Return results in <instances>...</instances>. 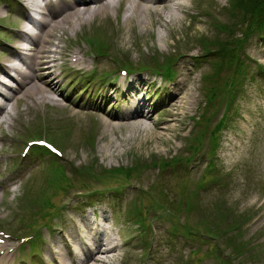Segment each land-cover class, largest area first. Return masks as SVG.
<instances>
[{
    "label": "rangeland",
    "instance_id": "rangeland-1",
    "mask_svg": "<svg viewBox=\"0 0 264 264\" xmlns=\"http://www.w3.org/2000/svg\"><path fill=\"white\" fill-rule=\"evenodd\" d=\"M230 1L184 0L187 13L171 7L166 10L164 7L168 13L181 17L180 21H168V13L164 11V18H160V21L156 20V14L144 15L143 21L133 16L128 18L129 12L124 10L125 2H121L116 10L97 14L77 24L73 30L57 31L51 37L49 47H56L64 55L55 61V73L60 77L54 93L52 91L55 100H45L28 109L25 99L14 105L17 111L13 112L14 121L9 125L3 122L0 127V135L4 136L0 140L1 158H12L14 161L16 152L26 139L41 135L40 138L48 137L61 148V158L68 166L66 173L69 177L70 163L90 167L94 164L95 169H92L95 171L102 167L127 169L135 162L140 168L137 171L128 170L125 175L129 177L122 175L116 180L113 177L98 179L91 174L75 173V185L72 188L66 192H55L53 188H48L51 180L46 177L49 156L46 158L43 154H28L22 159L18 155L21 160L33 162L38 158L44 164L34 169L19 185L16 184L13 188L11 186L8 193L2 194L0 190V229L19 235L38 228L41 239H47L50 243L47 246L44 244L45 247L56 250L62 247L66 249L60 240L61 233H66L72 247L76 242L72 239L76 236L74 223L83 231L81 220H84V214L79 213L85 211L79 202L82 198L77 195L76 190H104L112 187L118 188L121 193L106 191L105 194L95 195L96 201L91 203L96 209L104 210L108 214L106 217L109 224L110 220H114V228L119 231L118 248L112 258H109V264H215L218 261L217 253L220 258L233 260L235 254L234 248H230L231 243L228 245L227 242L225 246L222 243L223 248L217 252L213 250L215 245L220 246L217 238H212L207 243L198 238H190L185 231L181 233V228L174 233L170 232L172 223L179 227L189 219L191 225L197 226L206 218L210 220L209 216L216 217L226 230L240 222L241 226L236 231H226L225 236L228 239L234 237L236 242L244 244L250 250L264 253V39L254 35L245 42V55L247 54L249 64L245 69L247 73L241 89L228 108L227 122L219 133L220 144L215 149L210 147L209 132L223 116L224 99L218 95L213 104L208 103L202 78L204 74L211 72L210 63L203 58H192L202 50L200 40L214 37V22H236V18L229 14ZM16 7V0H0V60L6 56L4 51L8 46L16 41V30L14 36L10 33L17 25L15 17H19V14L13 13ZM93 36L109 46L106 49L109 50L107 55L95 60L92 52L99 48L90 42L93 41ZM78 50L84 53L85 63L82 66L70 63L75 58L73 52ZM118 54H126V58L134 65L141 60L151 67L146 70L157 69L156 71L161 69L158 67L160 64L166 63V58H172L171 70L175 77L167 82L157 75L152 76V79H155L156 84L162 83L168 87L179 78L181 86L187 92L188 98L185 100L188 99L191 107L186 108L185 105L178 116L173 118L172 113L178 110L167 107L170 98H165L163 90L145 88L138 95L147 92V97H153V116L106 128L110 120L107 111L116 102H126V95L123 88L117 94L112 93L113 102L100 112L95 107L101 99L97 98L93 87L97 89L114 85V82L119 83L120 79L134 78L126 77L120 70H116L115 60H120ZM181 59L186 62L181 63ZM226 68L224 66L219 71L221 76L225 75ZM189 70L191 73L188 75ZM101 72H107L104 77H100L101 81L106 82L104 86L95 80L87 82L88 75H99ZM78 75L79 80H75ZM137 76L145 77V74L139 73L135 77ZM88 83L89 87L83 85ZM85 92L88 93L86 98ZM101 97L103 98L102 95ZM158 99L165 100V103H158L157 106ZM56 101L65 103L64 107L57 106L54 103ZM105 101L103 99L104 103ZM73 109L79 111L72 113ZM206 118L209 119L204 126ZM138 122L146 124L150 132L137 134ZM197 131L200 135L203 134L199 151L191 154L185 147ZM159 132L161 135L158 136ZM90 135L93 136L91 144L87 142ZM7 138L9 142H5ZM188 155L191 156L189 162L179 164V174H173L166 168L161 171L149 168L150 161L170 162L174 157ZM209 160L212 161L210 170L206 164ZM142 163L147 166L144 167ZM126 178L129 179L125 180ZM197 183L201 186L199 189L196 188ZM159 189L163 190V194L158 193ZM46 190L50 191L47 192L50 194V201L59 206L58 216L52 220H48L49 215L37 217L34 213L39 203L43 205L45 198L40 197L36 204L33 203V198ZM190 192H193V200H197L199 208L188 213L185 196ZM152 201L155 202V207L151 206ZM164 203L171 204L174 214L163 209ZM42 208L44 215H47V206ZM141 210L148 223L145 231L135 223L134 215L129 212ZM219 212L225 213L226 218H221ZM169 215L171 216L168 217ZM174 217L176 218L172 222ZM46 221L56 227V232H51L43 225ZM243 222L245 223L242 224ZM194 231L193 229L191 232ZM22 246L18 247L15 237L10 238L8 243L2 245L0 264H59L58 258L53 261L54 257L49 250L46 249L45 252V247L39 246V254H32L27 252V246ZM29 260L33 261L30 263ZM66 264H69L67 259ZM230 264H264V256L251 258L245 252Z\"/></svg>",
    "mask_w": 264,
    "mask_h": 264
},
{
    "label": "bare ground",
    "instance_id": "bare-ground-1",
    "mask_svg": "<svg viewBox=\"0 0 264 264\" xmlns=\"http://www.w3.org/2000/svg\"><path fill=\"white\" fill-rule=\"evenodd\" d=\"M43 1V0H42ZM43 5L39 4V0H16L15 13L19 14V17H15V21L18 25L16 28L15 43L8 46L6 49V56L0 60V126L2 122L11 124L15 119L13 112L16 111L14 106L19 101H24L26 109L30 106L38 105L45 102V100H52V91H55L57 84V74L55 73V61L59 57L64 55L60 50L50 48L52 43L51 37L55 33L62 29L73 30L77 24H81L85 20H89L100 13H107L111 10H116L118 4L125 2L124 10L129 12L128 18L136 17L143 21L144 15L156 14V20H163V12H167L169 7L178 9L184 13H187V7L184 0H44ZM26 3H30L36 6L38 11L37 20H33L29 7ZM166 7V10L164 9ZM168 13V12H167ZM180 21L181 17L175 13H168L167 20ZM149 22H152L149 20ZM30 24V25H29ZM35 28L36 31L32 29ZM28 45L24 46L23 44ZM78 52V51H77ZM186 62L181 59L180 62ZM84 60L81 57H77L73 62L74 65H82ZM85 63V62H84ZM188 68V67H187ZM189 69V68H188ZM188 71V75L191 73ZM13 72V73H12ZM3 77H8L16 82V84L7 83L3 80ZM155 85L154 81L149 82V87ZM118 86V84H116ZM116 86L112 88L117 89ZM161 86V85H160ZM128 87L134 89L132 83L128 84ZM181 86L180 79L175 80L173 85L161 87L166 99H169L167 107H173L178 111L172 113V117L176 118L181 109L186 105H190L187 92ZM137 92L141 91V88L136 89ZM50 95V96H48ZM150 99L140 98L132 99L128 97V100L120 105L119 108H113L107 111L110 118L106 128H113L116 126H122L129 123H133L134 120H141L140 118H151L153 114L145 111H149ZM158 103H165L158 100ZM57 106L64 107L65 103L54 102ZM177 104L178 107H175ZM191 107V106H190ZM99 108V107H98ZM103 110L104 107H100ZM79 110L73 109L72 113H77ZM171 116V115H170ZM118 121V123L114 124ZM139 129L137 134L150 132V128L146 124L138 122ZM136 125H133L137 127ZM166 129V128H165ZM136 135V134H134ZM161 135V132L157 134ZM137 137V136H135ZM83 231L77 230L75 232V245L70 248L67 247L70 242L64 245L67 249L50 250L54 258H58L59 264H66L68 259L69 264H109V258H112L114 252L117 250L118 245L112 240H107L106 244L109 246H102L99 242L104 232L96 229V224L93 220L84 216L82 222ZM71 236V235H70ZM88 239V240H86ZM61 241H69L64 239ZM74 242V241H73Z\"/></svg>",
    "mask_w": 264,
    "mask_h": 264
},
{
    "label": "trees",
    "instance_id": "trees-1",
    "mask_svg": "<svg viewBox=\"0 0 264 264\" xmlns=\"http://www.w3.org/2000/svg\"><path fill=\"white\" fill-rule=\"evenodd\" d=\"M229 6V9L231 10L229 14L236 18L234 19L236 22L232 20H230V22H224L221 24L214 22V37L203 38L202 40H200L202 55L210 58L209 60H211L212 62L211 72L204 74L202 78V83L204 84L205 90L204 95L207 97L206 100L209 104H213L212 102L215 101L218 95L224 99V102L228 101L230 103L231 100H233L234 94L239 91V89L237 88L242 84L244 80L246 72L245 69L249 65L247 60H245L242 55L245 42L252 33H259L260 31H264V0H231ZM238 16L240 19L238 18ZM98 44H100L98 52L103 53V51L106 49L107 43L99 39ZM172 64L173 62L171 61V58L168 57L166 58V63L160 64L158 67L161 68L160 71H162L165 75H168L172 71ZM224 66L227 67L226 72L224 76H221L219 71ZM229 107L230 105H228V108ZM226 115L227 114L223 115L222 118L217 122L215 127L210 131L209 139L210 145H212V147L217 143V135L219 130L224 125ZM208 119L209 118H206V123L204 124V126L207 124ZM202 135H200L197 131L195 133V136L193 138L190 137V140H188V149L191 150L192 153L197 152V150L199 149ZM92 140L93 136L90 135L87 138V142L91 144ZM183 159L184 158L182 157H176L173 158V160H171L170 162H161L160 164L162 167L169 164L174 165L175 163ZM189 160L190 157L187 158V162ZM55 164H58V170L61 172L62 164L60 162H55ZM152 164L156 166L159 164V162L154 161L152 162ZM207 167L210 169L211 164H209ZM139 168L140 166L135 162L131 167H128L127 169H123L122 167H115L111 169L102 168L100 173L97 172V175L99 177H114L115 175H123L129 177V175H125L127 173L126 171H137L139 170ZM67 180L69 181L70 185L71 183H74L73 179ZM212 180L214 181L215 179ZM198 184L199 183H197L196 188L201 187ZM159 193L163 194V190L159 189ZM192 193L193 192H190L185 196V200L187 203L186 210L188 213L195 208H199V203L197 202V200H193L194 196L192 195ZM218 214L221 218H226L225 213L219 212ZM209 218L210 220H207L206 218L205 221L199 222L201 224L197 226H193L189 221H187L183 224L184 230L189 233V231H192L194 229L195 231L192 232L193 234L195 233L198 236L200 234L206 237V240L218 238L220 242L222 241L221 243H223L224 246L227 242L228 245H230L231 243L230 248L231 250L234 248L235 254L233 260L236 259L240 254L243 255L245 252L248 253L249 257L251 258H259L262 255L264 256V253H258L257 251L250 250L244 244L236 242L234 237H230L228 239V236H225L231 229L232 231H236L241 226L240 222L227 227L226 230L225 227L220 225V221H218L216 217L213 218L212 216H209ZM222 237H224V239ZM236 251L238 252L237 254ZM228 261L227 259H220L219 264H227Z\"/></svg>",
    "mask_w": 264,
    "mask_h": 264
}]
</instances>
